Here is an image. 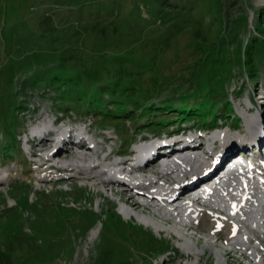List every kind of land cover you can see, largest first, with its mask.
Instances as JSON below:
<instances>
[{
    "label": "rangeland",
    "instance_id": "1",
    "mask_svg": "<svg viewBox=\"0 0 264 264\" xmlns=\"http://www.w3.org/2000/svg\"><path fill=\"white\" fill-rule=\"evenodd\" d=\"M257 30L264 34V0H0V160L13 143L5 124L9 130L14 125L21 145L19 158L0 162V209L13 210L0 220V254L10 255L12 264H249L239 248L201 233L215 226L213 206L198 202L206 214L187 233L155 215L160 226H144L145 216L129 217L122 203L146 216L154 210L133 205L125 193L106 190L95 179L53 182L58 175L43 170L41 158H30L23 143L32 123L45 115L89 126L97 116L82 111L92 109L86 103L104 100L113 115L126 110L119 112L113 102L133 111L130 118L113 120L120 131L93 129L103 136L96 142L105 152L130 150L126 144L146 130L165 132L159 127L166 120H179L171 111L195 105L211 111V117L228 110L227 102L234 112L218 116L216 127L186 121L193 134L226 125L230 130L222 132L238 138L244 124L237 113L247 119L264 113V38ZM252 41L253 80L240 50L237 55L239 44L244 48ZM248 99L258 104L252 113H246ZM157 106L167 111L151 109ZM151 110L148 118L158 120V129H136V120L148 119L137 112L143 116ZM109 135L112 140L101 143ZM41 174L51 181L42 186ZM14 180L31 183L6 186ZM117 216L134 228L120 224ZM234 225L242 231V225L227 221L213 233L229 241ZM251 241L264 259V243Z\"/></svg>",
    "mask_w": 264,
    "mask_h": 264
},
{
    "label": "bare ground",
    "instance_id": "2",
    "mask_svg": "<svg viewBox=\"0 0 264 264\" xmlns=\"http://www.w3.org/2000/svg\"><path fill=\"white\" fill-rule=\"evenodd\" d=\"M247 102H250V100H248ZM255 121V120H254ZM253 125H254V122L253 121H251V120H249V121H247V123H246V126L248 127V128H252L253 127ZM50 143V141L49 140H46L45 142H43L42 143V145H41V147H44V146H46V145H48ZM36 147L38 148V147H40V145L39 144H36ZM81 148H83V145L81 146ZM100 149H102V147H100V146H98L97 147V149L94 151V152H86V153H84L83 155H82V157H83V159H86V158H88V159H93L94 158V161L95 160H97V164H94V162L91 164V165H88V168H90V167H94V168H99V167H101V168H107L108 166H110L112 169L113 168H116L117 166L116 165H114V164H107L106 163V160L107 159H109V156H106V158L105 159H103V160H101L100 158H98L97 157V154H98V151L100 150ZM61 149L60 148H57V150L54 152V153H52V155H51V157H49V155L48 154H46V155H43L42 157H43V162L42 163H45L44 165H46V163H49V162H51V161H53V160H55L56 158H58L59 157V155H60V153L59 152H61L60 151ZM59 153V154H58ZM34 154H36V151H35V153ZM57 154H58V156H57ZM65 154L66 155H68V154H71V153H67V152H65ZM157 154V153H156ZM129 161V159L128 158H126V160H123L121 163H123V164H125V163H127ZM55 165H57L59 168H65V165H63L62 163H59V162H57V163H55ZM67 166H69V167H71V166H73L74 168H72L73 170H77V171H81V169H82V166L81 165H79V164H74V163H69ZM50 167V166H49ZM48 167V168H49ZM195 168H196V166H195ZM204 170H209V169H204ZM169 174H171V173H169ZM168 174V175H169ZM88 178L89 179H95L96 181H97V183L98 184H104V185H110V182H106V181H104V180H102L97 174H95L94 172H92L89 176H88ZM147 181H148V185L149 184H156V183H159L160 182V178H158V177H151V176H149L148 178H147ZM245 181V180H244ZM262 181H264V177L262 178ZM183 184V183H182ZM161 185L162 186H164V183L162 182L161 183ZM188 186V185H187ZM190 186H193V185H190ZM189 186V187H190ZM231 187H233V185H227V186H224L223 188H221V191L223 192V194L224 195H229V191H230V188ZM239 187H241V188H239ZM183 188V187H182ZM185 188V187H184ZM237 189H238V191H241V192H243V193H246V195H247V197H245V198H243V200L240 198V197H238V196H235V195H233V196H229L228 198L230 199V205H231V210H232V214H240V215H242V210H245L248 206H249V204H252L253 203V199H252V187L249 185V184H247L246 182H244V184L242 183V185L241 186H237ZM185 193V192H184ZM184 195H186V194H183V196ZM210 196H211V194H206L205 196L203 195V199L204 200H209L210 199ZM196 199V198H195ZM198 199V198H197ZM196 199V200H197ZM181 200V198L179 197L178 199H177V201L176 202H179ZM195 200V201H196ZM241 202V203H240ZM136 205L137 206V204L135 203V202H133V205ZM122 210L126 213L127 212V214H128V216H134V217H136L137 218V220H138V218L139 219H142V217L143 216H145V218H144V220H145V222H147V225H144V226H148V227H151V228H157L158 226H160L159 224H158V222H156V221H154L153 219H151L149 216H146V215H144V214H139V213H133L132 211H130L129 210V208L128 207H122ZM173 229V228H172ZM174 230V232H176V233H178V231L176 230V229H173ZM160 231H163V230H160ZM92 232H94V231H92ZM181 235V234H180ZM182 239L184 238L183 236L181 237ZM210 243H212V242H210ZM191 244V243H190ZM184 245H186V246H188L189 244H184ZM193 246V245H192ZM196 247V245H194V248ZM188 249H190V247L188 246ZM253 259L254 260H256V261H258V256H254L253 257ZM218 261V260H217ZM217 264H220V261H218L217 262Z\"/></svg>",
    "mask_w": 264,
    "mask_h": 264
},
{
    "label": "trees",
    "instance_id": "3",
    "mask_svg": "<svg viewBox=\"0 0 264 264\" xmlns=\"http://www.w3.org/2000/svg\"><path fill=\"white\" fill-rule=\"evenodd\" d=\"M260 20H262V16H260ZM258 20V21H260ZM258 35L261 33V31L257 30ZM261 35V34H260ZM262 38H264V34L262 33ZM254 39V38H253ZM250 45V46H249ZM239 50L242 52V61H243V68H245L247 70V72L249 73V75L251 76V79L253 80L255 77V70H253V64H252V60H253V56L255 54L254 52V45H253V41L251 43H247V45L242 48V46L239 44L238 45V49H237V55L239 56ZM239 58V57H238ZM230 72V76L233 75V72ZM228 76L227 78H224V81H229L231 80L230 77ZM195 110V109H193ZM199 109L195 110L198 111ZM186 111V110H184ZM184 113V112H182ZM9 213V211L6 210H0V220L6 216ZM117 220L118 222H120V224H122L123 226H127V227H131L134 228V225L130 224V222H124L120 219L119 216H117ZM140 231H142L143 229L139 228ZM143 232V231H142ZM0 264H12L11 260H10V255L8 254H0Z\"/></svg>",
    "mask_w": 264,
    "mask_h": 264
}]
</instances>
